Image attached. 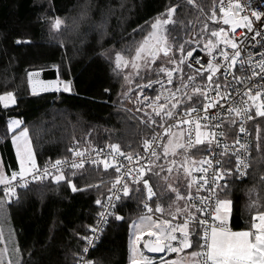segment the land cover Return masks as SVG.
<instances>
[{"label": "trees", "instance_id": "obj_1", "mask_svg": "<svg viewBox=\"0 0 264 264\" xmlns=\"http://www.w3.org/2000/svg\"><path fill=\"white\" fill-rule=\"evenodd\" d=\"M216 1L194 0L189 5L187 0H0V94L12 92L17 101L8 108L0 106V154L8 173L17 168L12 133L6 130V120L12 116L22 118L19 129H28L38 164L67 156L71 144L84 143L87 136L92 145L115 143L125 155L139 153L144 140L150 138L156 127L143 122L147 118L137 110L142 101H138L136 87L128 97L130 106H126L125 70L116 69L115 54L132 57L150 32L151 23L166 7L177 5L175 23L163 26V34L168 44L177 49L175 56L180 59L181 44L186 52L207 43L204 37L210 36L215 26L209 17ZM57 17L63 21L60 30L51 27ZM205 23L209 31H204ZM217 23L223 26L221 21ZM133 29L137 31L133 33ZM198 33L202 34L199 41L195 40ZM17 39L30 43L17 44ZM189 40L190 45L185 44ZM101 52L105 55L101 56ZM168 55L172 56L173 52ZM164 58L154 67H173ZM46 68H55L57 77L71 81L72 90L33 94L28 73ZM152 78H156L155 74ZM140 82L147 81L134 76L130 86ZM148 94L153 95L151 89ZM257 126L260 149H257ZM249 128L247 175L230 178L229 187L222 194V198L233 201L229 225L234 230L249 226L252 215L257 210L264 211V118L255 119ZM159 152L162 155L160 148ZM204 153L193 151L191 156ZM64 174L78 189L84 190L73 192L65 182L57 184L45 179L18 188L11 204L0 207V225L20 249L17 264L21 261L22 264H76L74 254L83 252L84 240L80 237L94 223L100 207L95 201L107 196L114 170L85 165ZM147 176L157 193L150 201L151 208L155 209L159 202L164 215L172 212L174 206H169L175 199L165 191V182L152 173ZM128 183L130 195H121L100 239L88 254L96 264H130V225L141 215L151 214L144 208L143 186L140 184L141 191H137L135 183ZM0 201L4 202L1 189ZM116 215L123 219L117 220ZM155 215L161 218L160 213ZM150 256L154 261L160 259Z\"/></svg>", "mask_w": 264, "mask_h": 264}, {"label": "snow or ice", "instance_id": "obj_2", "mask_svg": "<svg viewBox=\"0 0 264 264\" xmlns=\"http://www.w3.org/2000/svg\"><path fill=\"white\" fill-rule=\"evenodd\" d=\"M187 3L192 5L194 0H187ZM262 7L264 0H257L255 7L253 0H247V3H243L242 0H227L226 5L225 0H219L218 17L214 4L209 19L215 26L211 28L210 36L204 37L207 40L204 48L209 58L206 63L199 61L201 67L195 69L194 75L184 76V44L179 46L180 59H177L175 56L177 49L168 44L166 36L161 35V26L175 23L174 13L177 11V5L166 7L165 12L151 23L152 32L143 37L135 49V55L130 59L125 58L120 52L115 54L116 69H124L131 65L136 70L135 76L141 81H147L136 85L138 101H142L137 110H151L145 113L147 116V120L143 121L145 123L156 124L159 118V127L167 133V143L161 145L159 135L153 136L151 140L145 139L143 157L138 154L125 156L120 146L113 143L108 145L110 149L108 155H104L102 159L90 160L93 164L102 163L105 170L115 168L117 175L112 188L109 189L107 201L101 199L95 201L103 211L98 213V224L89 225L92 235L80 237L87 246L82 250L83 254H74L76 264H96L94 260H88L86 257L90 249L95 247L96 233L101 230L99 224L107 223L108 216L115 212L116 202L121 199V194L123 197L130 195L131 189L127 182L129 179L137 185V191H141L139 186L142 183V190L145 193L144 208L148 213H152L141 216L138 222L130 226L134 229L129 241L130 264H154V259L141 250V243L147 252L167 255V258L166 255L160 256L159 264H185L186 257L190 258L188 264H264V211L257 210L252 215L249 226L234 230L229 225L233 201L222 198V194L226 193L229 187L230 178H235L237 173L241 177L247 174L249 144L241 142L239 138L231 145L220 140V137L225 135L220 129L225 125H235L239 122V132L246 133L245 121L264 118V10H260ZM218 20L228 26L227 30L219 26ZM62 24L63 21L57 17L51 22V27L60 30ZM203 28L204 31H209L207 23ZM138 29L143 32L142 27L138 26ZM136 31L137 29H133V33ZM201 36L202 34L198 33L195 40L199 41ZM16 43L30 41L17 39ZM190 43L191 40L185 41V44ZM257 45L261 50L252 51ZM170 51L173 52L172 56L168 55ZM160 53L167 57V62L173 67L165 65L154 67ZM100 55L104 56L105 53L101 52ZM187 55L192 57L193 54L188 52ZM237 66L243 75L236 74ZM189 67L192 65L189 64ZM141 71L144 72L143 76ZM153 74L156 76L155 79L152 78ZM176 74L180 77L178 81L175 79ZM39 75V72L28 73V82L33 94L38 90L41 92L72 90L71 81L62 80L59 76L55 80L45 81L40 79ZM220 76L225 77L222 82ZM124 79L129 85L133 83L131 74L125 75ZM197 80L200 83H197ZM149 89L156 93L154 97L145 94ZM132 91L133 89L129 87L128 92ZM127 95L128 93H125L126 97ZM16 102L12 92L0 94V106L8 108ZM169 120L175 123H167ZM20 123L19 120L7 122V129L12 133L11 139L15 146L18 170L13 169L9 174L0 162V186L4 202L11 204L12 199L16 197L17 186L27 188L31 182L45 179L57 184L65 182L73 192L83 191L84 189L75 186L62 169L66 166L72 169L83 168L84 153L75 148L69 149L79 158V162L73 160L69 164L67 160L58 159L41 171L28 140L27 129L18 130ZM174 128L177 131H173ZM259 133L260 128L257 126V149L261 147ZM161 146L162 155L159 152ZM93 151L98 157L103 153L102 149ZM193 151L206 152L207 155H203L197 161L191 156ZM181 152L184 159L178 162L175 157ZM117 156L129 161L136 160V164L123 173V180L124 166L116 159ZM161 159L165 164L157 163ZM137 164L141 166L137 168ZM174 168L178 173L183 169L184 175L189 177L187 195L185 196L173 184H168L167 188L169 192L175 194V202L184 200L185 207L182 209L177 206L174 213L168 214L170 218H157L155 213H160L163 217L164 208L159 202L155 209L150 207L149 202L157 197V193L147 173L162 176L167 181ZM193 173L200 174L196 180L190 178ZM176 183H179L178 179ZM193 186L196 189L195 196L192 192ZM201 191H206L209 195L206 197L198 195ZM116 219L122 220L123 217L116 215ZM77 235L79 236V233ZM0 241H3L2 230ZM8 251L5 247L3 253H0V264H12L10 258L7 261L2 258ZM15 251H20L19 246ZM172 256L176 258H171Z\"/></svg>", "mask_w": 264, "mask_h": 264}, {"label": "built area", "instance_id": "obj_3", "mask_svg": "<svg viewBox=\"0 0 264 264\" xmlns=\"http://www.w3.org/2000/svg\"><path fill=\"white\" fill-rule=\"evenodd\" d=\"M242 2L243 3H247V0H242ZM226 4H227V0H225V5ZM256 4H257V0H253V7H255ZM260 10H264V7H262ZM215 11H216V13H217V15L219 17L220 16V13H219V0H217L216 3H215ZM248 14L249 15L251 14L250 11L248 12ZM221 23H222V21H221ZM222 27H225L226 30L228 28V26H225V25H223ZM260 50H261V48H260L259 45H257L256 48L252 49V51H254V52H259ZM229 51H230V49H229ZM189 52H192V54H193L192 57H189L187 55L188 52L184 55V66H185V69H186V71L184 72V76L185 77H187L188 75H194L195 74V69L201 67V63H199V61H204L206 63L207 59L209 58L205 48L197 47V48H193ZM245 55H247V54L245 53ZM189 64H191L192 67H189ZM235 71H236L237 75H243V73L239 70V66L236 67ZM175 79L177 81L180 79L179 74L175 75ZM219 79L222 82L225 79V77L224 76H220ZM197 83H200V81L197 80ZM189 91H191L190 88H189ZM148 92H149V90H147V92L145 94L147 95ZM135 93H137L136 89H135ZM152 93H153L152 96L154 97L156 93L155 92H152ZM181 111H183V109H181ZM252 114L254 115V110L252 111ZM255 119H257V118H255ZM167 123L174 124L175 121L169 120V121H167ZM251 123H252V121H245L244 122V126L247 129L246 133H240L239 132V126H240L239 122H237V124H235V125H225L224 127H222L220 129V131L225 133L224 136L220 137L221 142L222 143H228L229 145H231L232 142L235 139L239 138V139H241V142H247L249 144V148H250L251 147V132H250L249 125ZM165 134L166 133H164L163 129L159 127V122H158V124L156 125L155 130L153 131L152 135L150 136V138L148 140H151L153 136L159 135L160 136V141L162 142L163 139H164ZM73 148H75V149L79 150L80 152L84 153V159H85L84 166L85 165H91V166H94V167H97V168H104L103 164L102 163L93 164V163L90 162V160H92V159H102V157L104 155H108V153L110 152V149L108 148V146H98V145L90 144L88 136L85 138V142L84 143H76V142L72 143L70 149H73ZM93 149H102L103 153L101 154L100 157H98L97 153L95 151H93ZM137 154L139 156L143 157L145 155L144 147H142V150L139 153H137ZM137 154H134V155H137ZM249 154H250V151L247 153L248 157H249ZM204 155H207V153L205 152ZM125 156H127V155H125ZM217 158L218 159L220 158L219 155H217ZM58 159L61 160V161L67 160L69 162V164L73 160H76L77 162H79V158L75 157L72 152H70L67 156H64V157L58 158ZM58 159H54V160L48 159V160H45L44 162H42L40 164H38V163L37 164H38L39 168L41 169V171H43V169L46 166L50 167L51 163H54ZM116 159L119 160L120 163L123 164V166H124L122 168V180H123V173H126L127 169L132 168L133 164H136V160L133 159L132 161H129V160L124 159L123 157H119V156H117ZM234 163H235V158L233 157V165H234ZM248 164L250 166L249 160H248ZM140 166H141L140 164H137V168L140 167ZM112 169L114 170V174H113L112 178L109 180V189L112 188V185L115 182L116 175H117V173L115 172V168H112ZM62 170L64 172V171L72 170V168L70 166H66V167H63ZM247 171H248V169L246 170V173H247ZM199 175H200L199 173H193L190 178L192 180H196ZM245 176L241 177L239 173L236 174L237 178H244ZM188 179H189V177H188ZM128 181H131V180L129 179ZM141 185H142V183H141ZM18 188H20V187L17 186V189ZM0 189L3 192L2 186H0ZM192 192H193V194L195 196L196 195L195 186H193ZM198 195L206 197V196L209 195V193L206 192V191H201ZM108 196H109V192H108L107 196L105 197L104 201H107ZM144 200H143V202H144ZM117 202H116V204H117ZM149 204H150V202H149ZM150 207H151V205H150ZM101 211H103V209L101 207H99V210H98V212L95 215L94 223L92 224V226H96L98 224V221H99L98 213L101 212ZM193 211H195V209H193ZM109 217L110 216H108V218H107V222H108ZM181 222H182V218H181ZM106 224H103V223L99 224V228L101 230L96 233V239H95L94 243H96L100 239V236H101ZM91 235H92V233L89 230H88V233L85 234V236H91ZM86 246H87L86 242L84 241V248ZM81 254H83V252ZM86 259L91 260L90 258H88V255H87ZM154 264H159V260L154 261Z\"/></svg>", "mask_w": 264, "mask_h": 264}, {"label": "rangeland", "instance_id": "obj_4", "mask_svg": "<svg viewBox=\"0 0 264 264\" xmlns=\"http://www.w3.org/2000/svg\"><path fill=\"white\" fill-rule=\"evenodd\" d=\"M152 32V29H150V32L146 35V36H148L150 33ZM161 35L162 36H164V34H163V26H161ZM194 48V47H193ZM192 48V49H193ZM200 48H204V45L202 46V47H200ZM192 49H190V50H187L185 53H184V55L187 53V52H189V51H191ZM135 55V54H134ZM162 57H164V54L163 53H160L159 55H158V57H157V61H159V60H161L162 59ZM125 58H127V59H130L131 57H125ZM166 58V57H165ZM164 58V60H166ZM183 59H184V57H183ZM114 60H115V56H114ZM123 70H125V75H128V74H131V79L133 80V77L135 76V72H136V70L134 69V68H132L131 67V65H129L127 68H124ZM126 82V81H125ZM140 83H142V82H140ZM143 83H146V82H143ZM126 84H127V86H128V88L126 89V92L125 93H128V95H127V97L125 96V104H126V106H130V102H129V98L128 97H131L132 96V93H133V91L132 92H128V89H129V87H131L127 82H126ZM139 84V83H138ZM134 87H136V86H133V87H131L132 89H134ZM135 90V89H134ZM6 93V92H5ZM2 94H4V93H2ZM140 111L141 112H143V113H146V112H150L151 110L150 109H140ZM142 114V113H141ZM142 115H144V114H142ZM146 118H147V116H146ZM9 120H19L21 123H22V118L20 117V116H12V117H8L7 118V120H6V130L8 131V129H7V122L9 121ZM147 120V119H146ZM158 122H159V118H157V123L156 124H153L154 125V127H156V125L158 124ZM21 123H20V125H21ZM150 124V123H149ZM19 125V126H20ZM25 129H27L26 127H23V128H20L19 129V131H23V130H25ZM173 131H177V129H174ZM27 132H28V129H27ZM12 136V135H11ZM28 140L30 141V144H31V140H30V136H29V132H28ZM11 142H12V139H11ZM165 143H167V133L165 134V136H164V139H163V141L161 142V145L162 144H165ZM12 146H13V149H14V153H15V157H16V151H15V146L13 145V143H12ZM31 147H32V144H31ZM32 151H33V147H32ZM160 151L162 152V154H163V148H162V146L160 147ZM33 154H34V152H33ZM203 156V154L202 155H199V156H194L193 158L195 159V160H200L201 159V157ZM172 158V156H171V153L169 154V159H171ZM175 159L178 161V162H180V161H183V159H184V156H183V153L181 152L179 155H177L176 157H175ZM16 161H17V158H16ZM0 162H2V164H3V168L5 169V167H4V163H3V159H2V157H1V154H0ZM160 164H165V161L162 159L161 160V163ZM166 168H167V165H166ZM17 170H18V161H17V168H16ZM11 170H13V169H11ZM11 170H10V172H11ZM158 171H159V169H157ZM10 174V173H9ZM165 175H167V172L165 171ZM187 176H185L184 175V173H183V169H180L179 170V173L177 172V170L174 168L173 169V172L168 176V180L167 181H165L164 179H163V177L162 176H160V181L161 182H165V191H168L169 192V190H168V188H167V185L168 184H173L176 188H178L185 196L187 195ZM177 179L179 180V183H176V181H177ZM169 193H171V192H169ZM172 195L171 196H173L174 197V199H175V194L174 193H171ZM5 202H3V201H0V207L4 204ZM170 205V204H169ZM171 206H174V210L172 211V213H174L175 212V210H176V208H177V206H179L180 208H184L185 207V203H184V200H180V201H178V202H175L174 201V203H172L171 204ZM152 214V213H151ZM151 214H144V215H141V216H145V215H151ZM156 214V213H155ZM169 213H167V214H165V215H163V217H161V218H170L169 217V215H168ZM140 216V217H141ZM156 216V215H155ZM161 216V215H160ZM140 217H138V218H136L132 223H131V225H133V223L134 222H138L139 221V218ZM156 217H159V215H157ZM130 225V226H131ZM243 229V228H242ZM0 230H2V233H3V241H0V253H3V250H4V248L5 247H7L8 248V253H7V255H3V259L5 260V261H7L9 258L11 259V262H12V264H17V262H18V259H19V253L18 252H16L15 251V249H16V246H15V242H14V239H13V237L9 234V233H6L3 229H2V227H1V225H0ZM238 230H240V229H238ZM134 232V229H132L131 227H130V234H132ZM130 241V240H129ZM140 248H141V250L144 252V254L145 255H148V256H150L149 254H147L143 249H142V246L140 245ZM130 255H131V253H130V250L128 251V257L130 258ZM164 255V254H163ZM151 257V256H150ZM172 258H176L175 256L174 257H172ZM187 258V257H186ZM188 260L189 259H186L185 260V264H188Z\"/></svg>", "mask_w": 264, "mask_h": 264}, {"label": "water", "instance_id": "obj_5", "mask_svg": "<svg viewBox=\"0 0 264 264\" xmlns=\"http://www.w3.org/2000/svg\"><path fill=\"white\" fill-rule=\"evenodd\" d=\"M30 72H33V73L39 72V74H40L39 75V78L40 79H43L45 81L57 79V73H56V69L55 68L37 69V70H32ZM29 89L31 91L30 85H29ZM37 92H41V91L38 90ZM142 249H143V245H142ZM143 250L147 254H150V255H155V256H161V255H163V254H160V253H150V252H147L146 249H143Z\"/></svg>", "mask_w": 264, "mask_h": 264}, {"label": "crops", "instance_id": "obj_6", "mask_svg": "<svg viewBox=\"0 0 264 264\" xmlns=\"http://www.w3.org/2000/svg\"><path fill=\"white\" fill-rule=\"evenodd\" d=\"M186 259H190V258H186Z\"/></svg>", "mask_w": 264, "mask_h": 264}]
</instances>
